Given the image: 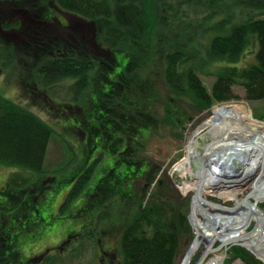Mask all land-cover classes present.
<instances>
[{"label":"rangeland","instance_id":"1","mask_svg":"<svg viewBox=\"0 0 264 264\" xmlns=\"http://www.w3.org/2000/svg\"><path fill=\"white\" fill-rule=\"evenodd\" d=\"M39 2L40 0H22V2H16L13 5L0 3V23L17 21L22 24L21 30L8 29L9 31L1 33V42L11 45L16 41H25L24 35L32 34L36 30L48 31L52 43L63 42V40L80 34L86 36V41L83 43L85 45H79L76 49L79 52H89L88 48L86 50L82 48L89 47L94 54L100 55L91 41L96 39L94 27L92 28L90 24L81 25L72 16L56 9L53 2L46 3L47 8H53L51 10L53 15L51 14L52 18L49 20H45V9L40 7ZM159 2L161 0H139L135 4L136 7L132 6V8H136V14H139L138 24L136 21L135 24L139 25L141 29L148 26L149 29L144 31L148 32L149 35L146 36L151 37V41L161 40V44L157 43L156 46H152L153 53L136 54L131 63L132 67L126 70L120 82L113 87L115 90L109 86L112 83L109 78L114 73V65H109L100 71L101 66L98 64L90 73L89 88L83 94L91 105L95 104L96 106L91 118H88V114L85 112L82 113L86 118L75 119L72 115H70L72 118H67L64 115L57 118L45 111L46 108L52 109L51 106L49 107L52 104L51 100L49 101L47 98H54L58 104H65L72 100L69 97V81L52 89L46 98L44 92H36L34 84L37 83L35 82L33 63L23 64L16 57L11 64L0 66V94L32 110L54 130L45 160V170L50 174L40 177L18 167L0 165V188H3L0 191V203L5 208L4 232H6L8 244L12 247L15 246L10 252L19 253L21 256L12 264H26L27 259L28 264H41L43 260L42 264H117V258L120 256V236L127 224V219L138 204L146 203L149 197L159 190V186H156L158 181L168 191L171 198L174 199L175 195H180L189 201L188 234L186 235L188 238L183 242V244L185 243L184 252L177 264L181 263L184 254L194 240L195 234L189 218L193 192L182 190L181 186L184 180L174 172V168L184 157V147L189 135L198 128L206 116L211 114L215 106L223 104H216L211 109L204 111L198 110L190 96H177L170 92L164 84L161 77L163 60L165 54L172 50L177 44L176 42L181 39L179 38L181 32L166 31L160 27L158 17L164 12L162 14L159 10ZM187 2L188 7L184 9L183 15L190 21L189 33L193 36V47L197 49L193 50L197 53L196 57L193 56L194 59H197L204 53L211 38V34L204 29V22L201 23V18L209 10L210 2L209 0H187ZM139 6L140 8H138ZM214 6L216 7V5ZM38 20L41 22L36 23ZM256 49L257 47L253 46L246 50L236 65L239 68L254 65ZM221 66L223 65L213 64L198 72L208 91L211 90L215 74ZM123 67L122 65L117 68V74ZM135 67H137L136 70ZM112 91L115 92L114 98H111ZM234 92L238 100L225 104L236 103L246 106L251 110L255 119L264 121V101L247 100L241 86H235ZM107 93L110 95L107 96ZM122 93H126V96H121ZM125 98L138 102V105H134L136 110L135 108L127 110V107L122 106L120 100L124 101ZM103 99L107 100L103 101ZM103 105L111 109L112 119L116 120L115 130L122 138L121 148L125 149L122 154L107 153L98 156L108 135H113L109 124L105 125L104 130L100 127L107 120V115L103 112ZM82 113H78L77 116L81 117ZM82 119L88 122L84 126L81 125ZM92 128L98 129L99 132L94 140L87 143ZM81 133L85 135L83 136ZM133 138L138 141H134ZM85 147L89 152L88 156H85ZM87 158V165L99 158L93 168L90 182L83 189L84 192L73 200L64 211H61V206L72 187V183H68V181L86 165L84 161ZM127 160L129 163L133 162L138 169L144 170L142 175L132 177L131 191L129 192L132 197L129 199H127V179L119 182L114 177L124 169ZM53 171L56 172L51 174ZM15 172L30 177L31 182L35 177L37 180H41V186L47 187V191L43 192L42 188L38 190L44 194L43 199L33 197L32 202L26 191L21 192L15 186H7L10 176ZM51 176L53 179L49 178ZM187 180L190 181L191 178L188 177ZM116 181L119 182V185L113 188ZM106 183L113 189L108 190ZM101 185L106 187L102 189ZM90 187L96 188L93 193H91ZM34 190L30 193H37V190ZM98 194L104 197L105 201V205L100 208V215L106 211L105 217L103 216L101 220L97 217L98 211L89 206L96 203ZM10 195L18 198V201L14 200L11 203ZM207 199L210 204L214 205L228 208L234 205L233 201L223 202L214 196H208ZM31 206H37L40 219L35 218V214L30 209ZM87 207H90L91 210H87ZM260 207L264 211V203ZM95 216L96 218H94ZM254 226L255 223L252 222L249 230L251 231ZM87 227L89 228L87 229ZM83 231L91 233L94 237L93 240L87 241L85 244L81 243L85 238L82 237ZM213 246L214 251H219L217 254L223 257L221 264H249L242 258L236 257L232 251L235 248L243 249L253 259L264 264L240 244H230L225 247L217 241ZM206 252L207 245L203 243L190 264L194 262L198 264L202 259H204L203 264L209 262L212 257L211 255L205 256ZM36 255L40 256L34 257Z\"/></svg>","mask_w":264,"mask_h":264},{"label":"trees","instance_id":"2","mask_svg":"<svg viewBox=\"0 0 264 264\" xmlns=\"http://www.w3.org/2000/svg\"><path fill=\"white\" fill-rule=\"evenodd\" d=\"M138 1L40 0V7L45 9V20L52 18L51 10L53 8L50 6L47 8V4L53 2L56 9L72 16L81 25L90 24L92 28L94 27L96 39L91 41L100 55L94 54L89 47H82L84 50L88 48L89 52H79L76 49L77 46L85 43L86 36L84 35L79 34L71 39L63 40V42L52 43L48 31L36 30L32 34H25V41H16L11 45L0 40V66L11 64L16 57L23 64L33 63L35 82L39 85L34 84L36 92H44L46 98L52 89L69 81V97L72 100L65 104H58L54 98H47L49 101L51 100L52 104L49 107L51 106L52 109L46 108L45 111L57 118L62 115L67 118H72V116L75 119L86 118L83 116L84 112L88 114V118H91L96 106L94 100V105H91L83 93L89 88V75L95 66L99 64L100 71L109 65L115 66L112 79L109 78V81H112L109 86L115 90L113 87L120 82L126 70L132 67L131 63L135 55L152 54L154 45L161 42V40L151 41V37L146 36L149 34L144 30L149 29L148 26L141 29L139 25L135 24V21L138 24L139 14H136V8H132V6ZM16 2L20 3L22 0H0V3L4 5H13ZM209 2V10L201 18V23L204 22V29L211 34V38L204 53L197 59H194V56L197 55L194 51L197 49L193 47V36L189 33L190 21L183 15L184 9L188 7L187 0H161L159 2V10L162 14L164 12L158 17L160 27L166 31L181 32L179 36L181 39L176 42L177 44L172 50L165 54L163 60L161 77L164 84L170 92L177 96H190L195 107L201 111L211 109L216 104L238 100L234 92L235 86H241L244 89L247 100L264 101V0H209ZM229 11L230 13H228ZM39 22L41 20L36 21V23ZM138 28L140 29L138 30ZM8 29L21 30L22 24L17 21L0 23V35L9 31ZM155 36L157 35L155 34ZM253 46L257 47L255 64L239 68L236 64L246 50ZM213 64H222L223 66L215 74L211 90L208 91L198 72ZM122 65L124 67L117 74V68ZM136 68L134 69L136 70ZM141 89L143 88L141 87ZM109 95L110 93L107 96ZM114 95L115 92L112 91L111 98H114ZM120 95L125 97L126 93ZM105 100L107 99H103V101ZM120 102L123 104L122 106L127 107V110H133L134 105H138L136 100L130 101L128 98L127 100L125 98L124 101L120 100ZM104 104L107 105V103ZM105 105H103V112L107 115V120L104 119V125L100 127L104 130L105 125L109 124L111 133L115 137L108 135L98 156L107 153L122 154L125 149L121 148L122 138L115 130L116 120L112 119L111 109ZM78 113H82V116H77ZM87 123L84 119L81 120V125L84 126ZM98 132V129L92 128L87 143L94 140ZM53 136V128L36 113L0 94V165L18 167L40 177L50 174L45 170V160ZM133 140L138 141L136 138ZM88 154L85 147V156ZM98 161L99 158H96L87 165V158L84 161L86 165L68 181V183H72V187L62 204L63 207L61 206V211H64L73 200L84 192L83 189L90 182L93 168ZM124 166L117 176L114 173L113 175L119 182L127 179V199H129L132 197L129 193L132 177L142 175L144 170L138 169L133 162L129 163L128 160ZM54 172L56 171L51 174ZM49 178L53 179V176ZM117 181L113 188L119 185ZM8 185L17 187L21 192L26 191L32 202L33 197L43 199L44 194L41 191L38 192L39 188H42L43 192L47 191V187H42L41 180H37V177L31 182L30 177L16 172L10 176ZM106 186L108 190L113 189L107 183ZM106 186L102 187L101 185L102 189ZM156 186H159V190L152 194L146 203L138 204L127 219V224L120 236V256L117 258V264H177L183 254L185 244L183 242L188 238L186 235L188 234L189 201L180 195H175L174 199L171 198L159 181ZM95 187H90L91 193L94 192ZM34 188L37 193L31 194L30 192ZM103 198L98 194L96 203L88 204L91 209L95 208L98 211L99 220L106 213L105 211L100 215V208L105 205ZM9 200L12 203L14 200L18 201V198L10 195ZM90 207H87V210H91ZM30 209L35 214V218L40 219L37 206H31ZM83 232L82 237L85 238L81 243L85 244V242L93 240L94 237L91 233ZM8 243L6 232H3L2 244H0V264H12L21 257L19 253L10 252L15 246L12 247ZM232 251L236 257L242 258L249 264H261L241 248H235ZM56 258L58 259V257ZM27 260L26 264H28ZM43 262L44 260L41 264Z\"/></svg>","mask_w":264,"mask_h":264},{"label":"bare ground","instance_id":"3","mask_svg":"<svg viewBox=\"0 0 264 264\" xmlns=\"http://www.w3.org/2000/svg\"><path fill=\"white\" fill-rule=\"evenodd\" d=\"M184 148L174 172L184 180L182 190L193 192L189 218L195 237L180 264H190L203 243L205 256L212 257L206 264H221L217 241L240 244L264 263V121L240 104L215 106ZM208 196L234 205L210 204Z\"/></svg>","mask_w":264,"mask_h":264},{"label":"flooded vegetation","instance_id":"4","mask_svg":"<svg viewBox=\"0 0 264 264\" xmlns=\"http://www.w3.org/2000/svg\"><path fill=\"white\" fill-rule=\"evenodd\" d=\"M2 190L3 188H0V191ZM3 216H4V206L3 204L0 203V244H2V235L4 232Z\"/></svg>","mask_w":264,"mask_h":264}]
</instances>
